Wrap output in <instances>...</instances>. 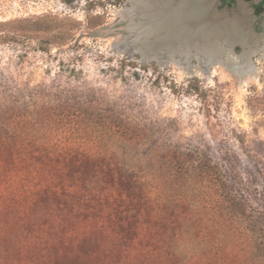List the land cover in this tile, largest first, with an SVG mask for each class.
Here are the masks:
<instances>
[{"label":"rangeland","instance_id":"obj_1","mask_svg":"<svg viewBox=\"0 0 264 264\" xmlns=\"http://www.w3.org/2000/svg\"><path fill=\"white\" fill-rule=\"evenodd\" d=\"M131 1L0 0V264H139L126 256L132 240L137 250L131 253L153 248L151 264H174L157 241L159 222L135 227L120 200L138 179L149 186L159 166L156 154L167 151L177 156L165 174L172 188L204 206L203 226L209 213L224 208L218 229L232 226V249L239 255L226 264H260L264 110L253 98L264 95V50L253 56L258 77L243 82L222 63H203L205 70H199L194 57L186 69L170 51L162 60L151 59L140 51L146 47L139 42V16L116 14ZM257 2L210 5L221 13L217 21L228 17L262 34L264 11L256 13ZM115 24L119 31L110 34ZM95 30L108 31L88 35ZM242 47L237 43L233 51L240 54ZM47 118L60 127L52 142L89 144L91 152L109 156L113 181L106 186L113 197L79 206L72 197L76 188L56 186V175L7 185L16 171L8 158L26 153V120ZM43 153L40 148L36 154ZM65 155L73 162L83 158L77 149ZM56 165L45 160L38 167L45 177ZM233 202L242 207L226 214ZM106 229L122 236L117 247L109 246Z\"/></svg>","mask_w":264,"mask_h":264},{"label":"trees","instance_id":"obj_2","mask_svg":"<svg viewBox=\"0 0 264 264\" xmlns=\"http://www.w3.org/2000/svg\"><path fill=\"white\" fill-rule=\"evenodd\" d=\"M231 1L233 2V0ZM253 103L264 110V95L253 98ZM26 121L27 126L24 133L25 135L30 134L27 145L24 147L26 153L18 151L16 158L13 156L8 158L10 165L16 170L10 173L6 181L8 186L19 183L23 178L35 181L37 184L43 179L47 181L55 179L52 177L56 175L58 177L55 182L56 186L60 183L62 188L65 187L63 189L66 187L76 188L72 197L79 206H93L101 198L108 200L113 197L112 192L106 186V182L109 179L112 180L108 173L109 156L101 155V152L97 154L94 151L91 152L93 149L89 144L84 146L79 143L78 147L69 148L61 146L60 143L63 141L52 142L60 127L53 125L54 123L49 118L42 122L36 119ZM83 129L81 128L80 131ZM69 139L72 138L67 136L65 140ZM40 148L44 151L42 156L36 154ZM72 149H77L80 156L83 157L79 162L68 161L65 152ZM156 155L159 158V166L154 177L149 180V186L144 185L138 179L136 185L126 190L125 197L121 196L120 198L127 204L125 211L134 220L133 225L137 227L136 225L140 221L145 224L153 219L159 222L157 241L162 243L163 254L171 258L174 264H213V261H216L217 264H226L227 258L231 256L235 262L239 255L232 249V226L227 225L218 229V219L225 212L224 208L220 212L214 210L209 213V223L203 226L206 224L204 206L195 200L192 202L187 200L189 196L186 192L172 188L171 177L165 174L171 167L177 152L167 151ZM45 160H54L59 164L51 171L52 176L45 175L43 177L42 171L38 167L39 162ZM62 163L70 170L64 171L63 165H60ZM4 168L5 165L0 164L1 172ZM37 176H41V178L35 180ZM237 206L242 207V204L236 202L229 204L226 214L237 212L239 210ZM245 207L243 206L242 209ZM207 209L209 208L207 207ZM258 219L264 221V213L260 214ZM202 230H204L203 233ZM108 231L105 230L106 236L109 238V246L117 247L122 241V236L120 234L110 235ZM259 231L263 238L261 242H258L257 248L260 250V264H264V226ZM155 238L152 234L150 240H155ZM133 241L129 243L127 250L130 253H127L126 256L131 257L133 262L139 260V264H151L155 258V250L152 248L138 256L137 252L131 253L137 250ZM127 250L125 249L124 252ZM130 262H132L131 259Z\"/></svg>","mask_w":264,"mask_h":264},{"label":"bare ground","instance_id":"obj_3","mask_svg":"<svg viewBox=\"0 0 264 264\" xmlns=\"http://www.w3.org/2000/svg\"><path fill=\"white\" fill-rule=\"evenodd\" d=\"M212 2L213 0H132L131 6L118 8L116 14L139 16L137 26L140 33H144L139 42L146 47H140V51L151 59L162 60L170 51V57L178 64L183 61L185 65L182 66L186 69L191 66L195 57L200 61V65H195L199 70H205L203 63L206 68L211 64L222 63L241 82L257 78L258 69L253 56L264 50V33H250L239 25L241 22L228 17L222 22L217 21L221 13L212 10ZM129 30L131 28L128 32ZM237 43L243 46L240 54L233 51ZM175 55L185 59H176Z\"/></svg>","mask_w":264,"mask_h":264},{"label":"water","instance_id":"obj_4","mask_svg":"<svg viewBox=\"0 0 264 264\" xmlns=\"http://www.w3.org/2000/svg\"><path fill=\"white\" fill-rule=\"evenodd\" d=\"M244 1V0H243ZM138 4V3H137ZM129 15V13L128 14H125V16H128ZM129 17V16H128ZM123 22H125V21H123ZM116 24H115V28H114V30H112L111 32H110V34H114V33H116L117 31H119V29L118 28H116ZM88 35H90V36H105L106 35V32L105 31H101V30H95V31H89L88 32ZM242 46V45H241ZM243 48V47H242ZM242 52H243V49H242Z\"/></svg>","mask_w":264,"mask_h":264},{"label":"flooded vegetation","instance_id":"obj_5","mask_svg":"<svg viewBox=\"0 0 264 264\" xmlns=\"http://www.w3.org/2000/svg\"><path fill=\"white\" fill-rule=\"evenodd\" d=\"M226 1L234 3L236 0H233V2L231 0H226ZM248 1H250V0H248ZM255 11L258 14H261L264 11V0H259V2L256 3Z\"/></svg>","mask_w":264,"mask_h":264}]
</instances>
